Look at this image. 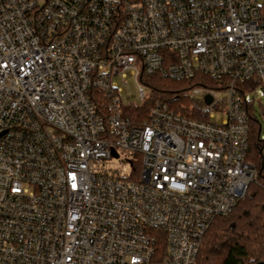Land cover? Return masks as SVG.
<instances>
[{
	"label": "built area",
	"instance_id": "1",
	"mask_svg": "<svg viewBox=\"0 0 264 264\" xmlns=\"http://www.w3.org/2000/svg\"><path fill=\"white\" fill-rule=\"evenodd\" d=\"M261 4L0 0V264H197L258 175ZM154 74L196 84L131 119Z\"/></svg>",
	"mask_w": 264,
	"mask_h": 264
},
{
	"label": "trees",
	"instance_id": "2",
	"mask_svg": "<svg viewBox=\"0 0 264 264\" xmlns=\"http://www.w3.org/2000/svg\"><path fill=\"white\" fill-rule=\"evenodd\" d=\"M261 10L264 14V0ZM148 84L151 89L150 98L144 103L128 106L127 112L131 119L147 117L157 102L178 107L177 99L180 98L179 101L187 103L188 90L196 83L193 80L170 79L154 74ZM261 128V122L254 117L247 158L256 165L257 178L234 210L217 217L208 228L197 264H257L264 260V139L261 137ZM158 249L164 256V239H160Z\"/></svg>",
	"mask_w": 264,
	"mask_h": 264
},
{
	"label": "rangeland",
	"instance_id": "3",
	"mask_svg": "<svg viewBox=\"0 0 264 264\" xmlns=\"http://www.w3.org/2000/svg\"><path fill=\"white\" fill-rule=\"evenodd\" d=\"M263 1V0H262ZM121 83V80L119 81ZM124 93L128 101H139V87L137 82L132 76L128 77V84L124 85ZM146 92H149V89L146 87ZM255 115L257 119L261 122L262 124V132H261V137L264 139V97L261 99V103L259 101L256 102L255 104ZM218 120L221 119V115H217ZM107 166L112 168V169H119V170H124V171H129L130 170V165L123 163L122 162V157L121 158H112L109 160L107 163Z\"/></svg>",
	"mask_w": 264,
	"mask_h": 264
},
{
	"label": "water",
	"instance_id": "4",
	"mask_svg": "<svg viewBox=\"0 0 264 264\" xmlns=\"http://www.w3.org/2000/svg\"><path fill=\"white\" fill-rule=\"evenodd\" d=\"M210 98V97H209ZM257 264H264V260L263 261H260L258 262Z\"/></svg>",
	"mask_w": 264,
	"mask_h": 264
}]
</instances>
